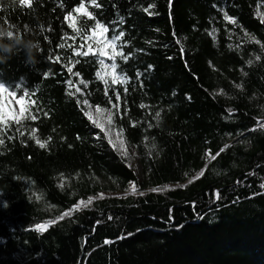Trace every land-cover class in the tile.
<instances>
[{
	"label": "trees",
	"instance_id": "trees-1",
	"mask_svg": "<svg viewBox=\"0 0 264 264\" xmlns=\"http://www.w3.org/2000/svg\"><path fill=\"white\" fill-rule=\"evenodd\" d=\"M83 2L91 17L73 11L81 0H0V25L21 35L0 49V93L20 109L0 133V264H264V0ZM121 31L127 83L106 85L98 61H113L74 53ZM84 100L106 109L99 127Z\"/></svg>",
	"mask_w": 264,
	"mask_h": 264
},
{
	"label": "snow or ice",
	"instance_id": "snow-or-ice-1",
	"mask_svg": "<svg viewBox=\"0 0 264 264\" xmlns=\"http://www.w3.org/2000/svg\"><path fill=\"white\" fill-rule=\"evenodd\" d=\"M90 3L92 5H95L97 7H99V5H97L96 3V0H90ZM32 4V0H21V5H28L30 6ZM73 11H75L76 13H84L85 15L91 17L92 14L89 13L87 11V8L85 7V3L83 2V0H81V3L75 7L73 9ZM145 12L148 11L147 8L144 9ZM257 15L258 16H261L262 17V22H264V14H261L259 12H257ZM225 19L231 21L232 23H235V20L232 19V17L228 16L227 13H225ZM65 20L69 22V27H72L74 28V24L71 23V21L73 20V16H72V12L70 11L68 13V15L65 17ZM113 23H116L115 21H113ZM94 28L99 30L101 34H104V33H107L108 32V27L105 26V24H102L101 22L99 21H96L95 25H94ZM12 36V33H9V37ZM124 36V32L121 31L119 32L117 35H113L111 37V39H108L105 41H101V40H95V42L100 45V44H103V47H98L96 50H94L91 45L88 46L87 50L86 51H83V52H80V51H76L74 54L75 55H83V56H88L89 53H92L93 55L96 54V52L98 51L99 52V55L100 57H105L107 56L110 60H112L113 62L111 64H107L105 63V60L103 58L99 59V65L101 67V71H97L96 73V76L104 81V83L107 85L108 81L105 79V76H110L111 79H112V82L115 84V83H124L126 84L127 83V78L126 76L124 75H117L116 74V69H117V64L114 62L115 61V57L116 55H120L125 61L128 59L127 56H124L123 52H119L117 53L116 52V47H117V42L120 41L122 39V37ZM95 38V33H93L92 36H89L88 39H94ZM257 43H259V41H257ZM64 45L61 44L60 47H63ZM110 47L112 49V55L109 56V53L105 51L106 48ZM51 59V57H50ZM56 59L58 60L59 57H56ZM257 59H259V57H257ZM249 64L252 63L251 60L248 61ZM108 69H110V71H108ZM68 71L69 72H72V69L71 68H68ZM76 75H79V73H76ZM139 75V73H138ZM245 75H247V73H245ZM81 83H83V81H81ZM67 84H68V87L71 88L73 85H72V81L71 80H68L67 81ZM237 87H241V85H237ZM6 90V85L3 83V82H0V92H4ZM80 89L77 87L76 88V92H79ZM125 92H127V88L124 89ZM12 95H16V89L13 88V91L11 93ZM70 94H73L74 93H70ZM29 96V92L28 91H25L23 90L22 91V95L20 97V102L22 103L23 102V99L24 97H27ZM120 99V95L119 93L117 92L116 93V100L119 101ZM190 99V97H189ZM34 103V101H33ZM79 103V101H78ZM84 104L87 106V110L86 111H83V115L85 117H87V119L89 121H91L93 124H96L97 127H99V125L97 124V121L94 119V114H93V110H92V106L88 103L87 100H84ZM113 107H115V105H113ZM141 108H144L145 105H141L140 106ZM96 112H101V111H106L105 110H102L100 109L99 107H97L95 109ZM231 111V110H229ZM21 112L23 113V109L21 110ZM157 116H159V113H157ZM29 119L31 120H35L37 117L35 115H29L28 117ZM111 119V115L109 114V120ZM16 120V123L19 124V117H16L15 118ZM7 126V121L5 119V116L3 114V111L0 110V133L4 132L5 131V127ZM17 131H19V129H17ZM36 136V131L35 129H33L32 131V138H35ZM9 139H11V137H9ZM48 140H51V137H48ZM41 148H45L47 147V142H42L40 139H36L35 141ZM5 143L4 139L3 138H0V145H3ZM218 155V154H217ZM213 159H215V157H213ZM201 175H203V173H201ZM61 187H63V185H61ZM261 188H264V184H261ZM161 189H152V191H160ZM131 191L133 193H135L137 191L136 187L133 185L132 188H131ZM141 195H143V193L141 192L140 193ZM215 196L217 199L220 198V193L219 192H216L215 193ZM93 198H89L87 201H80V205H83L84 207H87L88 204L91 203ZM80 205H77L76 207H80ZM6 206V205H5ZM65 215H69V213H65ZM59 219H63V216L59 217ZM109 219H111V217H109ZM54 223V221L52 220H49L47 221L45 224H40V225H37V228L40 230V231H44L47 229L48 225ZM105 243H108V241H105Z\"/></svg>",
	"mask_w": 264,
	"mask_h": 264
},
{
	"label": "rangeland",
	"instance_id": "rangeland-1",
	"mask_svg": "<svg viewBox=\"0 0 264 264\" xmlns=\"http://www.w3.org/2000/svg\"><path fill=\"white\" fill-rule=\"evenodd\" d=\"M100 36H98L99 38ZM0 110L3 111L5 119L8 118H16L20 116V109L17 103L13 100L12 97L3 98L0 93ZM93 110V109H92ZM96 112L93 110L94 119L99 121L98 117L95 114ZM108 119V118H107ZM105 128L108 131V134L111 138V141L114 146H116L126 158L129 159L130 163L134 165L136 171L141 174L142 170L139 166L138 162L136 161V153L130 148L128 143L123 138L122 134L116 131L112 125L105 123Z\"/></svg>",
	"mask_w": 264,
	"mask_h": 264
},
{
	"label": "clouds",
	"instance_id": "clouds-1",
	"mask_svg": "<svg viewBox=\"0 0 264 264\" xmlns=\"http://www.w3.org/2000/svg\"><path fill=\"white\" fill-rule=\"evenodd\" d=\"M11 4L13 6L15 5H21V0H10ZM5 24H7V26L5 25H0V49H3L6 52H11L13 46L9 45V44H5L4 41L5 39L8 40H20L21 39V35L19 32H16L14 36L9 37V33L13 32V28L15 27L14 25L8 24L7 21H5ZM41 51V45L40 42L34 41L33 43H31L28 48H27V52H28V60L29 62L32 63H37V54H39ZM0 59H3L2 57H0Z\"/></svg>",
	"mask_w": 264,
	"mask_h": 264
}]
</instances>
